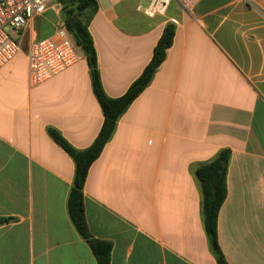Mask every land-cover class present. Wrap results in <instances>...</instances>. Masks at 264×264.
<instances>
[{
  "label": "crops",
  "instance_id": "0c3cea01",
  "mask_svg": "<svg viewBox=\"0 0 264 264\" xmlns=\"http://www.w3.org/2000/svg\"><path fill=\"white\" fill-rule=\"evenodd\" d=\"M104 1L88 30L109 98L140 76L164 27L175 31L88 170L90 234L111 242L110 264H216L194 170L227 149L218 248L228 264H264V0H201L192 13L172 3L153 18L144 1ZM33 21L30 41L39 39ZM76 51L77 64L39 86L29 83L27 50L0 71V218L12 219L0 226V264H97L66 211L74 163L47 132L83 150L102 126Z\"/></svg>",
  "mask_w": 264,
  "mask_h": 264
},
{
  "label": "trees",
  "instance_id": "16d2710c",
  "mask_svg": "<svg viewBox=\"0 0 264 264\" xmlns=\"http://www.w3.org/2000/svg\"><path fill=\"white\" fill-rule=\"evenodd\" d=\"M62 20L65 31L72 37L77 48L81 50L86 61L92 93L100 107L103 123L93 143L86 149L73 148L57 131L48 129V135L73 161L74 174L66 201V211L71 224L79 237L89 246L97 264H110L112 244L95 239L89 232L83 204V188L90 166L98 159L104 146L109 142L116 128L118 119L132 102L150 84L158 68L164 62L167 51L172 45L174 25L167 24L156 43L152 57L142 70L140 76L131 83L127 91L118 98H109L103 91L98 71L97 53L93 39L88 30L89 22L96 11L94 0H61ZM230 152L221 150L206 163L194 170L201 192V217L203 228L216 264H228L217 243L218 212L226 198V172ZM12 219L0 218V226Z\"/></svg>",
  "mask_w": 264,
  "mask_h": 264
},
{
  "label": "built area",
  "instance_id": "2783aa9c",
  "mask_svg": "<svg viewBox=\"0 0 264 264\" xmlns=\"http://www.w3.org/2000/svg\"><path fill=\"white\" fill-rule=\"evenodd\" d=\"M61 0H0V71L11 63L21 52L19 41L5 31L10 27L22 32L31 21L43 15L49 7H56ZM97 4L104 0H94ZM119 2L147 1L142 13L149 18L164 16L175 3L185 13H192L201 0H117ZM138 10L141 8L138 6ZM63 23H57L52 37L31 40L26 60L28 80L32 86H39L64 73L80 61L72 37Z\"/></svg>",
  "mask_w": 264,
  "mask_h": 264
},
{
  "label": "rangeland",
  "instance_id": "374dc122",
  "mask_svg": "<svg viewBox=\"0 0 264 264\" xmlns=\"http://www.w3.org/2000/svg\"><path fill=\"white\" fill-rule=\"evenodd\" d=\"M143 3H144L143 6L146 7L147 1H144ZM58 4L60 5L54 7V11L56 13L53 10H49L45 14H43L41 17H37L34 19L32 28L38 34L39 39L45 38L53 33L54 25L57 22L58 17L59 19L62 20L61 13H62L64 4L61 1ZM102 5L103 7L114 6L117 9H119L121 6L130 5V2H119L117 0H105ZM61 20H59V22H63V20L62 21ZM5 31L10 36L11 39L15 41H19V44H20L21 52L18 54V56L13 61H16L17 64L23 63L24 53L26 52L28 48L30 37L31 36L33 37V34L31 32V26L30 28H26L22 32H16L10 27H6Z\"/></svg>",
  "mask_w": 264,
  "mask_h": 264
}]
</instances>
